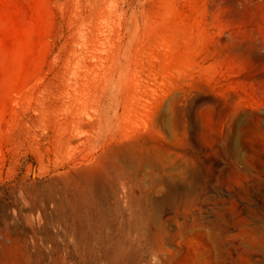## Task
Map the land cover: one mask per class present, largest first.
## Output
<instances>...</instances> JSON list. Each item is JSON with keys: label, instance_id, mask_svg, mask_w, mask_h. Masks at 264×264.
Here are the masks:
<instances>
[{"label": "rangeland", "instance_id": "rangeland-1", "mask_svg": "<svg viewBox=\"0 0 264 264\" xmlns=\"http://www.w3.org/2000/svg\"><path fill=\"white\" fill-rule=\"evenodd\" d=\"M4 252L264 264V0H0Z\"/></svg>", "mask_w": 264, "mask_h": 264}, {"label": "bare ground", "instance_id": "bare-ground-1", "mask_svg": "<svg viewBox=\"0 0 264 264\" xmlns=\"http://www.w3.org/2000/svg\"><path fill=\"white\" fill-rule=\"evenodd\" d=\"M242 165V164H241ZM192 168V167H191ZM213 169V168H212ZM259 229V228H258ZM257 229V230H258ZM257 230H253L250 232L249 231H244V230H241L240 231V236L241 238L243 239L244 242H246L248 245H252V246H258L259 244L256 243V238L257 236H259L257 233ZM256 231V232H254ZM261 231V230H260ZM262 233V232H261ZM261 237V236H259ZM259 242V241H258ZM261 243V242H259ZM262 244V243H261ZM7 251V250H6ZM12 262V259L11 257L8 256V252H4V253H1L0 254V264H11Z\"/></svg>", "mask_w": 264, "mask_h": 264}, {"label": "water", "instance_id": "water-1", "mask_svg": "<svg viewBox=\"0 0 264 264\" xmlns=\"http://www.w3.org/2000/svg\"><path fill=\"white\" fill-rule=\"evenodd\" d=\"M3 193H6L5 191Z\"/></svg>", "mask_w": 264, "mask_h": 264}]
</instances>
